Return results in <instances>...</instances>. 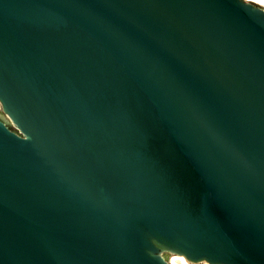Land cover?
Instances as JSON below:
<instances>
[{"label": "water", "instance_id": "water-1", "mask_svg": "<svg viewBox=\"0 0 264 264\" xmlns=\"http://www.w3.org/2000/svg\"><path fill=\"white\" fill-rule=\"evenodd\" d=\"M0 264H264V7L0 0Z\"/></svg>", "mask_w": 264, "mask_h": 264}, {"label": "bare ground", "instance_id": "bare-ground-1", "mask_svg": "<svg viewBox=\"0 0 264 264\" xmlns=\"http://www.w3.org/2000/svg\"><path fill=\"white\" fill-rule=\"evenodd\" d=\"M247 2H253L261 7H264V0H245ZM169 257L167 258V262L169 264H209L206 261H200V262H192L186 259L183 255L180 254H169Z\"/></svg>", "mask_w": 264, "mask_h": 264}, {"label": "rangeland", "instance_id": "rangeland-1", "mask_svg": "<svg viewBox=\"0 0 264 264\" xmlns=\"http://www.w3.org/2000/svg\"><path fill=\"white\" fill-rule=\"evenodd\" d=\"M0 111H1V107H0ZM0 119H2L4 122L10 124L8 118L2 113H0ZM163 255H165L164 257H167V258L169 257L168 256L169 254H163ZM171 255H173V254H171Z\"/></svg>", "mask_w": 264, "mask_h": 264}]
</instances>
